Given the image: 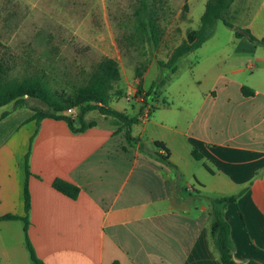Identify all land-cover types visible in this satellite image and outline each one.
<instances>
[{
    "label": "crops",
    "instance_id": "obj_1",
    "mask_svg": "<svg viewBox=\"0 0 264 264\" xmlns=\"http://www.w3.org/2000/svg\"><path fill=\"white\" fill-rule=\"evenodd\" d=\"M243 6L237 11L246 9L247 16L239 29L264 40V0ZM217 52L218 70L200 109L184 131L172 129L186 138L183 150L194 163L185 158L181 166L166 144L173 135L152 136L143 147L100 114L102 123L84 132L43 119L20 125L0 142V216L24 215L27 182V235L43 264H222L210 233L209 198L239 193L224 210L232 260L264 264V45L235 37ZM242 87L253 94L244 96ZM125 114L140 118L137 107ZM148 118L138 121L142 131ZM155 141L168 149L170 165L157 155L164 153ZM55 178L77 185L78 197L55 191ZM23 225L0 221V264H33Z\"/></svg>",
    "mask_w": 264,
    "mask_h": 264
},
{
    "label": "rangeland",
    "instance_id": "obj_2",
    "mask_svg": "<svg viewBox=\"0 0 264 264\" xmlns=\"http://www.w3.org/2000/svg\"><path fill=\"white\" fill-rule=\"evenodd\" d=\"M246 2L234 0L229 9L226 17L234 28L218 20L213 34L198 49L182 57L175 72L160 67L158 62L167 60L173 48L185 38L188 27H199L206 0H165L162 40L157 47L145 45L143 49H136L124 39L125 27L121 26L131 16L135 0H0L1 50L7 58L18 62L20 74H44L52 87L68 88L71 84H80L99 60L114 58L121 72L114 90L121 94L113 96L110 106L122 113L136 107L140 111V104L125 99L128 92L136 89V67L145 65L144 90L153 81L167 77L166 84L148 105L149 109L154 108L147 117L150 122L146 123V130L142 131V125L136 123L131 126V134L143 147H150L152 136L166 138L173 135L172 145L167 141L166 144L176 152L175 155L179 154L184 167L183 159L193 160L183 150L186 138L176 135L172 129L177 127L184 131L190 117L200 109L218 70L221 53L217 51L235 41L234 30L240 28L247 16L246 9L237 10ZM184 5H187L185 11ZM35 107L45 108L38 100L26 99L16 107L10 103L0 108V114L7 111L18 122L25 111ZM97 114L96 111L89 112L86 118L102 123ZM153 117L162 119L165 127L154 126L151 123ZM112 120L114 124L122 125L111 117L108 121ZM181 182L186 184L185 179Z\"/></svg>",
    "mask_w": 264,
    "mask_h": 264
},
{
    "label": "trees",
    "instance_id": "obj_3",
    "mask_svg": "<svg viewBox=\"0 0 264 264\" xmlns=\"http://www.w3.org/2000/svg\"><path fill=\"white\" fill-rule=\"evenodd\" d=\"M234 0H207L205 8L200 17V24L197 29L188 27L185 31V38L173 48L165 62H158L160 67L167 68L170 72H175L178 61L188 53L198 49L212 34L215 23L220 20L227 27L234 26L227 19V14ZM165 0H135L131 16L127 18L124 39L136 49H143L145 45L157 47L162 40L164 28L161 25L165 8ZM183 10H187L184 5ZM235 37H245L251 43L264 45V40H257L248 30H234ZM0 43V108L10 103L16 107L26 102V99L40 101L45 108H33L25 111L24 117L16 122L12 119L14 115L9 112H2L0 115V142L20 125L34 121L39 125L43 119H54L64 121L69 129L74 132H84L95 125L94 121H86L84 117L89 112L96 111L98 114L113 117L122 125L119 129L125 131V137L130 142L135 140L130 135L131 126L138 123L136 116L129 117L125 113L119 112L110 106V102L115 95L121 92L114 90L115 85L121 79V72L118 62L114 58L104 57L99 60L87 73L80 84H71L70 87H52L44 74L25 75L20 74L18 62L7 58L1 50ZM145 65H140L135 69V80L137 81V95L143 96V105H150L155 100L158 90L167 82V77H162L153 81L150 86L143 89V72ZM244 96L252 93L247 87H242ZM144 106H141L142 110ZM154 106H151L152 111ZM22 111L21 113H23ZM20 113V112H19ZM137 140V139H136ZM154 146L159 148L164 154H157L161 161L170 165L168 161L169 151L160 142L155 141ZM192 156L199 160L201 155L194 149ZM28 154L25 156V173L30 175L27 165ZM52 188L60 194L74 200L78 197L80 189L74 183L62 178H55L51 183ZM241 195L235 194L220 198H209L210 210V233L212 242L218 252L222 264H236L232 260L233 243L230 237V226L224 218L226 207L237 201ZM30 210V195L27 182L24 185V215L17 216L11 213L0 216L2 220L23 221V232L25 237V247L33 264H43L36 256L33 246L28 238L27 231L30 225L28 214ZM111 264H119L117 260ZM245 264H258L249 261Z\"/></svg>",
    "mask_w": 264,
    "mask_h": 264
},
{
    "label": "built area",
    "instance_id": "obj_4",
    "mask_svg": "<svg viewBox=\"0 0 264 264\" xmlns=\"http://www.w3.org/2000/svg\"><path fill=\"white\" fill-rule=\"evenodd\" d=\"M125 99L130 101V102H136V103L140 104V106H144V108L141 111H139L140 118L142 120L147 119V117L150 113V109L148 108V105L147 106L143 105L144 98L141 95H137L136 89H132L130 92H128Z\"/></svg>",
    "mask_w": 264,
    "mask_h": 264
}]
</instances>
